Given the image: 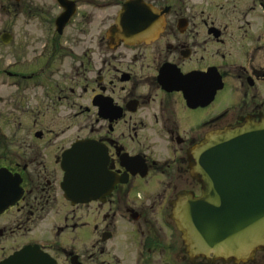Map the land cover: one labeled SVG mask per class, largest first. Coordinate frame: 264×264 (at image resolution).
Wrapping results in <instances>:
<instances>
[{"label": "flooded vegetation", "instance_id": "flooded-vegetation-1", "mask_svg": "<svg viewBox=\"0 0 264 264\" xmlns=\"http://www.w3.org/2000/svg\"><path fill=\"white\" fill-rule=\"evenodd\" d=\"M10 1L49 34L0 66V264H264L193 254L175 222L194 150L264 122V0H136L163 22L140 42L127 0Z\"/></svg>", "mask_w": 264, "mask_h": 264}, {"label": "water", "instance_id": "water-1", "mask_svg": "<svg viewBox=\"0 0 264 264\" xmlns=\"http://www.w3.org/2000/svg\"><path fill=\"white\" fill-rule=\"evenodd\" d=\"M116 23L117 38L124 42L155 37L163 26L159 12L136 0L123 4ZM0 37L5 44L11 39L8 33ZM194 157L202 195L178 201L175 209L185 244L193 254L226 262L251 259L264 250V122L217 132L194 150ZM65 186L74 197V185Z\"/></svg>", "mask_w": 264, "mask_h": 264}, {"label": "rangeland", "instance_id": "rangeland-1", "mask_svg": "<svg viewBox=\"0 0 264 264\" xmlns=\"http://www.w3.org/2000/svg\"><path fill=\"white\" fill-rule=\"evenodd\" d=\"M34 1L41 2L43 0ZM99 14L101 13L99 12ZM105 27L104 24L102 25V20L98 19V33H100L101 30L103 31L102 28ZM3 33H9L12 36L7 44L0 41V66L7 67L13 61L16 50L22 51L23 56H25V51L32 48L30 39L45 37L49 34L47 25L39 21L36 17L31 18L25 14L16 16L10 0H0V36ZM36 49H39V46H37ZM20 56L22 55L20 54ZM19 60L25 61L24 58H18V61Z\"/></svg>", "mask_w": 264, "mask_h": 264}]
</instances>
